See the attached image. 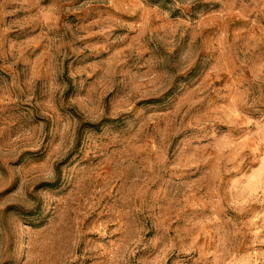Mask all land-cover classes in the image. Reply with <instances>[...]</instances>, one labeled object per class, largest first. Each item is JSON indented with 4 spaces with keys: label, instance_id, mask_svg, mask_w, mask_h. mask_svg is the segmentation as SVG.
<instances>
[{
    "label": "rangeland",
    "instance_id": "rangeland-1",
    "mask_svg": "<svg viewBox=\"0 0 264 264\" xmlns=\"http://www.w3.org/2000/svg\"><path fill=\"white\" fill-rule=\"evenodd\" d=\"M0 264H264V0H0Z\"/></svg>",
    "mask_w": 264,
    "mask_h": 264
}]
</instances>
